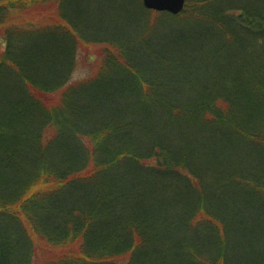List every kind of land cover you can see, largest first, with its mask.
Returning a JSON list of instances; mask_svg holds the SVG:
<instances>
[{
  "label": "trees",
  "instance_id": "trees-1",
  "mask_svg": "<svg viewBox=\"0 0 264 264\" xmlns=\"http://www.w3.org/2000/svg\"><path fill=\"white\" fill-rule=\"evenodd\" d=\"M80 4L0 0V188H16L0 195L3 263L264 264V135L251 130L264 120V0H187L196 23L181 33L168 23L185 10L153 12L165 31L155 43L113 41ZM227 30L246 46L226 42L228 55L213 57ZM253 36L259 52L248 56ZM83 37L106 60L66 90L57 116L50 96L67 85ZM196 89L211 96H184ZM51 125L59 137L46 145ZM243 142L253 150L227 176L223 161Z\"/></svg>",
  "mask_w": 264,
  "mask_h": 264
},
{
  "label": "rangeland",
  "instance_id": "rangeland-1",
  "mask_svg": "<svg viewBox=\"0 0 264 264\" xmlns=\"http://www.w3.org/2000/svg\"><path fill=\"white\" fill-rule=\"evenodd\" d=\"M79 1L81 3L80 6H82V9L84 7H86V9H87L86 13H88L92 16H94V15L102 16L103 17L102 19L105 18L104 19L105 22H102L103 20L101 21V23H103V24H100L99 26L98 25H95V26L92 25L91 28L94 30L93 27L103 28L104 25H107V28H106L107 30H108V28L109 29L111 28V30L114 29L112 32L109 33L110 36L113 37V39H112L113 41H117V39H120L119 41L127 40L126 37H129V36H131L133 38H137L140 41L141 36H144V38H146V36H148V38L152 37L154 39V43H155L156 38L158 36L159 37L164 36L163 34H165V33H163L165 31L161 30V29H164V27L161 29L159 28V26L162 24V21H157L160 19H156L152 14L153 12L147 11L144 8L142 0H79ZM242 1L252 2V0H242ZM186 2H187V0H186ZM74 4H76V3H74ZM242 5H244V4L242 3ZM44 7H46V6H44ZM57 7H59V5ZM72 7L73 8L70 9V12L74 13L75 15L81 9L79 7V5H78L79 8H77V4H76V6L73 5ZM245 7L247 8V6H245ZM196 10L198 11V9H196L194 6L188 7V8L185 7V11H186L185 14L186 15L182 14L181 17L173 16V17H178L177 18L178 20L175 23H168L169 24L168 26H170L174 32L179 31V33H181L182 30H187V27L192 28L195 25L196 21L190 20V18H191V16L193 17L196 14ZM54 12L57 13V8H55ZM79 14H81V12H79ZM117 15H120V16H117ZM18 16H19L18 17L19 19L22 18L19 21L21 23H23L26 20L25 18L28 17L27 15H25L24 12L23 13L21 12ZM25 16H27V17H25ZM11 17L12 16H9L8 13H6L4 18H5V20L10 21V20H12ZM117 19L122 20V21H120L118 23V21L116 22ZM5 20H3V24H4ZM130 22H132L131 25H129ZM165 22L166 21H163L162 26H164V24H166ZM137 23H139V25ZM147 24H148V27H147ZM41 28H43V26H34L32 28V27H29L28 25H22V27H20L19 29H21L22 31H35V30L38 31ZM237 31H239V30H237ZM13 32H15V31H13ZM6 33H7V31L5 29L0 28V44H3V42L5 41V39L7 37ZM227 33H228L227 37H226L227 41L223 42L222 41L223 39H220L219 48H218V50H217V48H215V50H217V51H215V53H213V55H212L213 57L217 56V55H221V54L228 55L227 50H229V49L225 48L226 42H228L231 45H234L233 47L230 46V48H232V49H234L236 47H238V48L240 47L241 48L240 50H243V48L246 46V45L244 46V44L243 45L238 44V42H239L238 40L233 41L232 38H234V35L231 31L227 30ZM106 38H107V35L104 37V39L107 40ZM92 40H93L92 37H86V38H84V40L82 39L81 43H78V44H76V46H74V52H73L74 54L72 56V60L74 59L73 66L71 67V70L69 69V71H68L69 81L67 82V85H64V86H66L65 88H64V86L61 87L62 89H60L56 94H54L53 96H50V99L53 100V104L56 108V112H58L57 116H59V114H62L64 112L61 110L60 107L65 104L64 96L66 94V90H68L69 88L79 87L83 83L86 84V82L89 83L92 80H94L98 74V69H100L99 67L106 60V57H101V54H102L101 51L103 49L102 46L96 45V44H100V43L99 42H93ZM246 40H248L246 43L247 48L252 50L251 53H248V52H250V50H248V52L246 54L248 56H253V54L257 55L259 52V50L257 49L258 45H257V43H255V41H251V40H255V37L254 36L252 38L248 37V39H246ZM63 43L64 42H62V44ZM144 44H145V42H144ZM217 44H218V41H217ZM3 50H1V51H3ZM1 53H3V52H1ZM255 59H257V58H255ZM253 89H254V87H253ZM257 91H258L257 89L256 90L254 89L255 95H257ZM186 92L187 93L184 96H187L189 99L191 98V101L194 100L196 96H200V95H202V97L211 96V95H204V92L201 89L187 90ZM1 95H2V93H1ZM233 104H234V106L236 105L235 102H233ZM44 108H47V106ZM3 111H5V113L7 112V110H3ZM231 117H232V115H231ZM1 119L2 118L0 117V120ZM232 119L234 120V121H231L232 123H234L232 125V127H234V128L235 127L236 128L242 127L241 126L242 122L238 121V120H240L239 118L237 120H236V118H232ZM228 123H230V121H228ZM243 123L245 124L246 122L243 121ZM251 130L253 131V133H255L254 135L259 134V135H261V137H263V135H264V133H263L264 132V120L261 119L260 121H256V119H255V121H253L251 124ZM227 131L231 132V130H227ZM1 133L3 134V132H1ZM1 133H0V138H4V136ZM57 133L58 132H57L56 128L54 126L52 127V125L48 126L45 129V131H43V134H45L46 140L48 141L46 143V145H49L50 143L54 144L56 142V139L59 137V134H57ZM224 136L226 139V132H224ZM229 136H231L233 138L231 133L229 134ZM235 140H237V138H235ZM226 143L227 142L224 143V146H227ZM254 145L251 146V145L245 144L244 142L240 143L239 144V148H241L240 154H239L240 157L236 156L235 158L230 159L231 157L229 158V155H227L223 161V164L221 166V170L223 172H225L227 174V176L231 175L233 173L235 174V172H241L243 169V161H244L243 159H246L247 155L249 153H251V150H253L252 147ZM227 152H228V150H227V148H225V153H227ZM60 158L61 157L59 156L58 159H60ZM0 159H1V157H0ZM262 159L264 160V157ZM60 160H63V158ZM60 160H58L59 163H60ZM1 162L2 163L0 164V169H3L5 171V163H4L5 161L1 159ZM258 162H261V160L259 158H258ZM66 179H67V177H66ZM10 183H12V182H10ZM211 183H213V179H212ZM206 184H207V182H206ZM12 187L13 188H10V190H6V187H5V189H3L4 187L0 188V195H2V194H4V195L6 194L7 196L11 195L13 193V191H15V189H16L15 185H12ZM199 189H202L201 186ZM258 194L261 197L260 193H258ZM262 196L264 198V194H262ZM3 197L6 198V196H3ZM12 219L13 220H11V221H13L14 224L18 225L19 218L17 219V216L14 215V217ZM256 223H257V225H261L263 223V221L256 219ZM7 224L8 223H6V222L3 224L0 223V231L3 229L5 232L6 229L8 228ZM14 227L13 226L10 227L11 231L14 230ZM11 231H8L7 234H10ZM2 234H3V232H2ZM58 248L59 247H55V248H52V250H56ZM13 264H15V262H13Z\"/></svg>",
  "mask_w": 264,
  "mask_h": 264
},
{
  "label": "water",
  "instance_id": "water-1",
  "mask_svg": "<svg viewBox=\"0 0 264 264\" xmlns=\"http://www.w3.org/2000/svg\"><path fill=\"white\" fill-rule=\"evenodd\" d=\"M145 8L158 12H167L173 15L180 14L186 4V0H143ZM0 264H2V248L0 241Z\"/></svg>",
  "mask_w": 264,
  "mask_h": 264
}]
</instances>
